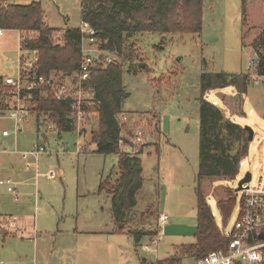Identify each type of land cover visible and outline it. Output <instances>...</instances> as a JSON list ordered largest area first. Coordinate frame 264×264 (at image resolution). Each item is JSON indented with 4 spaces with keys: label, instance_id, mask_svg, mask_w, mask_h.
Here are the masks:
<instances>
[{
    "label": "rangeland",
    "instance_id": "374dc122",
    "mask_svg": "<svg viewBox=\"0 0 264 264\" xmlns=\"http://www.w3.org/2000/svg\"><path fill=\"white\" fill-rule=\"evenodd\" d=\"M14 1L29 4L34 0ZM40 2L48 24L56 29L52 41L64 45L63 31L81 25V0ZM245 7L243 11V0H204L201 33H134L126 37L121 56L104 51L123 67L128 93L117 115L124 139L120 150L131 146V156L143 152V187L136 206L119 224L113 218L111 197L101 188L117 178L118 156L95 152V144L83 149L98 128L95 111L70 132H59L43 117L38 123L31 110L16 132L9 114L0 115V180L11 178L14 189L8 191L7 185L0 184V263L142 264L145 259L157 264L176 254L178 246L193 243L204 72L250 76L246 94L239 95L229 86L204 96L216 101L230 120L254 130L235 179L201 182L217 225L223 234L231 230L236 204L223 219L216 203L229 194L237 196L238 181L247 172L254 181L264 173V76L251 66L257 57L254 41L264 30V0H246ZM20 35L4 29L0 36V77L4 79L17 75L21 56L33 59L21 49ZM3 130L10 134L3 136ZM138 130L142 139L135 142L132 138ZM39 147L43 151L37 158H23ZM50 171L54 178L47 176ZM162 214L168 216L164 224ZM123 223L124 232H115ZM131 232L142 235L139 244ZM192 258L187 255L184 261Z\"/></svg>",
    "mask_w": 264,
    "mask_h": 264
},
{
    "label": "trees",
    "instance_id": "16d2710c",
    "mask_svg": "<svg viewBox=\"0 0 264 264\" xmlns=\"http://www.w3.org/2000/svg\"><path fill=\"white\" fill-rule=\"evenodd\" d=\"M246 0H243L245 11ZM204 0H81L82 21L96 29L99 47L121 56L126 37L134 33L199 34L203 29ZM0 27L20 32L21 49L35 56L38 74L49 76H73L83 60V34L80 28L63 31L64 45L55 44L40 0L29 4L14 0H0ZM60 31V30H59ZM258 55L255 73L264 76V30L254 41ZM123 67L115 62L98 64L92 68L88 85L95 90L99 105L97 130L84 145L95 144V152L117 154L118 176L112 184L102 185L111 196V209L116 224L121 223L127 212L137 204V195L143 187L141 154L129 155L119 146L121 124L117 119L122 111L123 101L128 97L123 84ZM250 76L246 73L204 72L200 78L202 96L199 99V165L197 173V230L195 241L177 247L172 257L157 264H182L187 255L200 258L212 250H227L229 238L215 221L206 195L201 190L203 180H232L239 173L243 159L248 155V131L239 123L226 117L223 109L204 98L214 89L232 86L239 95L247 93ZM0 77V113L11 109V96ZM30 110L37 122L43 117L46 123L55 125L59 132L74 131L75 123L69 117V104L53 97L48 90L33 91ZM159 149L157 148V151ZM140 154V155H139ZM230 192L231 190L228 189ZM237 196L230 195L216 205L227 219L236 204ZM123 223L115 232L123 233ZM133 233L135 242L140 243L142 235ZM142 264L148 263L145 259Z\"/></svg>",
    "mask_w": 264,
    "mask_h": 264
},
{
    "label": "built area",
    "instance_id": "2783aa9c",
    "mask_svg": "<svg viewBox=\"0 0 264 264\" xmlns=\"http://www.w3.org/2000/svg\"><path fill=\"white\" fill-rule=\"evenodd\" d=\"M79 28L83 34V60L73 76L51 74L47 77L38 74L35 67L36 57L33 56L32 60H28L21 56L17 75L4 79L5 85L11 89L13 100L11 109L5 114H9V117L15 121L16 132L20 129V122L30 111V105L33 102L32 92L36 90H48L55 99L68 103L70 107L69 117L75 124L86 120L94 112L95 107L99 105L100 101L96 98L95 90L88 85L92 68L100 63L115 62L116 58L106 55L104 50L99 47L96 38L97 31L88 22L81 21ZM3 34L4 29L0 27V36ZM254 52L257 57L251 60V66L256 68L259 54ZM262 53L264 55V51ZM214 103L216 104V101ZM0 115L4 114L0 113ZM122 119H126L125 113L122 114ZM9 134L10 132L7 130L2 131L3 136ZM132 139L135 142L141 141L142 132L136 131ZM122 143H124V139L121 137L119 146ZM40 151H43V147L23 154V157L27 158L32 155L37 158ZM124 152L133 154L131 146H128V150L125 148ZM47 176L53 178L55 173L50 171ZM12 183L11 178L0 180V184L8 186V191L14 192L11 187ZM236 195L238 200V205L236 201L235 206L237 217L231 230L224 232V235L229 238L227 250H212L203 257L185 260L182 264H264V173L255 181L251 173V180L244 183L243 188L236 191ZM167 218V214H162L160 222L164 224ZM11 220L12 225L17 228L16 218ZM157 242L158 240L153 241V243ZM148 248L146 246L145 249Z\"/></svg>",
    "mask_w": 264,
    "mask_h": 264
},
{
    "label": "water",
    "instance_id": "95a60500",
    "mask_svg": "<svg viewBox=\"0 0 264 264\" xmlns=\"http://www.w3.org/2000/svg\"><path fill=\"white\" fill-rule=\"evenodd\" d=\"M247 131H248V141L253 140L254 138V130L252 129V127L246 125L244 127ZM251 180V173L247 172L239 181L236 187V191H240L243 188V184L246 182H249Z\"/></svg>",
    "mask_w": 264,
    "mask_h": 264
},
{
    "label": "crops",
    "instance_id": "0c3cea01",
    "mask_svg": "<svg viewBox=\"0 0 264 264\" xmlns=\"http://www.w3.org/2000/svg\"><path fill=\"white\" fill-rule=\"evenodd\" d=\"M18 32H19V31H18ZM19 33H20V32H19ZM20 36H21V35H20ZM94 151H95V150H94ZM38 156H39V155H38ZM23 158H24V157H23ZM55 176H56V175H55ZM55 176H54V177H55ZM54 177H53V178H54ZM110 197H111V196H110ZM119 233H120V232H119Z\"/></svg>",
    "mask_w": 264,
    "mask_h": 264
}]
</instances>
